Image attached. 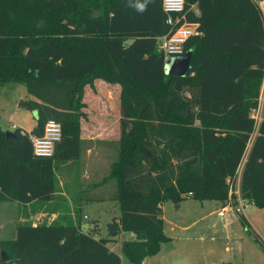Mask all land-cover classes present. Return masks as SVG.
Wrapping results in <instances>:
<instances>
[{
    "label": "trees",
    "instance_id": "1",
    "mask_svg": "<svg viewBox=\"0 0 264 264\" xmlns=\"http://www.w3.org/2000/svg\"><path fill=\"white\" fill-rule=\"evenodd\" d=\"M162 1L141 13L136 0H0V89L26 84L35 96L27 105L38 113L34 132L49 118L63 126L54 154L37 156L22 127L11 136L0 124V197L53 198L55 167L85 147V85L119 82V153L104 179L116 180L109 198L121 214L113 221L117 234L132 232L123 251L133 264L172 240L165 201L225 204L241 166L242 196L264 206V112L252 115L264 83L263 9L257 0H186L187 19L203 33L187 41L191 68L178 75L166 72L158 46L170 29ZM76 216L18 222L14 236L0 238L2 264H123L98 221L84 229Z\"/></svg>",
    "mask_w": 264,
    "mask_h": 264
},
{
    "label": "crops",
    "instance_id": "2",
    "mask_svg": "<svg viewBox=\"0 0 264 264\" xmlns=\"http://www.w3.org/2000/svg\"><path fill=\"white\" fill-rule=\"evenodd\" d=\"M260 5L264 10V0L261 1ZM111 91L114 93L113 97H117L118 103L117 111L113 112L109 102V98H113L109 96ZM120 92L121 84L119 82H109L101 77H97L93 84L88 83L85 85L84 100L86 105L83 109L86 115L81 117V136L85 139V147L82 154L75 159L62 162L55 167L57 190L53 198L49 200L35 199L23 202L17 199L0 197V238L3 236H14L18 222L29 221L33 218L36 219L34 221L31 220L33 222L45 220L51 222L55 219L65 221L67 219H75L77 217L76 215H78L84 229H87L93 225L95 221H98L101 234L103 236H111L112 240L108 241V245L121 254L123 264H125L121 251V249L123 250V241L121 237L118 236V234L111 235L109 233V227L107 231L104 230L100 218L97 215H93V208H91L92 206L109 203L110 201L114 206H119L120 208L117 199L109 198L116 190V180L113 178L104 179L110 171L112 161L117 158L119 153V140L121 137ZM24 96L27 98L28 94H24ZM29 99L30 97L25 100V105H27ZM259 99V106L252 110V115H254L257 110L262 118L264 112V83L261 88ZM36 114L38 117V113ZM37 124L38 122L36 125ZM36 125L32 130L28 131H33ZM13 126L12 130H15L16 126L19 125L14 123ZM22 130L27 129L22 127ZM240 183L241 176L236 183L238 190H240ZM239 192L241 193V191H238V193ZM205 200L201 201L204 202ZM215 202L221 206L220 208L218 207L219 214L226 216V218L221 221H224L226 226H230V224L235 221V217H237L236 214H234L232 210H227L225 214H221L220 210L224 204L219 200H215ZM181 204L182 203H178L179 206ZM162 208L165 218V232L173 238V236L167 232L166 206L164 203L162 204ZM120 214L121 212L111 217V219L108 220V224L114 222L113 219ZM237 214L239 215V213ZM243 214L250 222L246 207ZM204 216L208 218V223L210 222L209 224L213 225V219L208 217L207 214ZM221 221L217 224H222ZM193 222L188 225L193 224ZM188 225H184L183 227H188ZM129 235L131 237L132 232H129ZM165 246L167 248V242L162 244L160 251L156 254L147 256L141 264H150L152 257L158 256ZM172 246L173 245L166 249V251ZM117 247L120 249H117Z\"/></svg>",
    "mask_w": 264,
    "mask_h": 264
},
{
    "label": "rangeland",
    "instance_id": "3",
    "mask_svg": "<svg viewBox=\"0 0 264 264\" xmlns=\"http://www.w3.org/2000/svg\"><path fill=\"white\" fill-rule=\"evenodd\" d=\"M24 94H28L27 98H35L27 91L25 83L9 81L2 85L0 124L4 129H13L16 123L27 130H32L38 122L36 109L21 104L22 100H27ZM109 102L112 112L117 111V97L109 98ZM255 114L257 115V110ZM178 203L182 204L179 206ZM164 204L167 232L173 236L171 241L173 246L168 251L165 246L158 256L152 257L150 264H264V248L255 238L257 233L264 238V206H258L253 202L247 203L246 209L253 229L250 232L236 212L235 221L226 226L224 221H221L226 216L219 214L218 207L221 206L214 199L202 202L187 196L180 202L167 200ZM91 208L93 215L100 218L102 228L106 231L109 227L108 220L121 212L119 206H114L111 201ZM205 214L213 219V225L208 223ZM220 221L222 224H217ZM191 222L193 224L188 225ZM184 225L188 227H183ZM129 232L122 230L118 236L123 241L130 237ZM121 251L125 264H133L122 249Z\"/></svg>",
    "mask_w": 264,
    "mask_h": 264
},
{
    "label": "built area",
    "instance_id": "4",
    "mask_svg": "<svg viewBox=\"0 0 264 264\" xmlns=\"http://www.w3.org/2000/svg\"><path fill=\"white\" fill-rule=\"evenodd\" d=\"M259 4L263 0H257ZM163 9L167 14L166 22L170 25L167 33L162 35L159 40V49L163 51L165 61L172 56H182L187 52L186 43L189 38L199 36L203 33L197 22H192L187 19L186 0H163ZM196 12L199 11L195 7ZM254 116L260 120L261 115L257 111ZM28 134L33 142L34 153L37 156H51L55 152L56 144L61 140L63 135L62 122L56 118H49L44 124V129L41 133L22 130ZM241 170L237 180L240 179ZM237 183V181H236ZM232 189V195L228 201L222 206L220 213L225 214L227 210L240 213L243 212L248 202V198L242 196L238 191L237 186ZM234 194V195H233Z\"/></svg>",
    "mask_w": 264,
    "mask_h": 264
},
{
    "label": "water",
    "instance_id": "5",
    "mask_svg": "<svg viewBox=\"0 0 264 264\" xmlns=\"http://www.w3.org/2000/svg\"><path fill=\"white\" fill-rule=\"evenodd\" d=\"M193 50L189 49L187 52L182 56H172L165 62V70L168 74H178L184 75L186 74L189 69L191 68V61H192ZM26 101L22 100L21 104H25ZM7 135L16 136V131L12 129H6ZM117 226L114 222L109 224V233L111 235L117 234ZM171 245V242H167L168 249Z\"/></svg>",
    "mask_w": 264,
    "mask_h": 264
},
{
    "label": "clouds",
    "instance_id": "6",
    "mask_svg": "<svg viewBox=\"0 0 264 264\" xmlns=\"http://www.w3.org/2000/svg\"><path fill=\"white\" fill-rule=\"evenodd\" d=\"M149 2L150 0H143V2H141V0H136V3L133 6L137 11L143 13L146 11V6Z\"/></svg>",
    "mask_w": 264,
    "mask_h": 264
}]
</instances>
